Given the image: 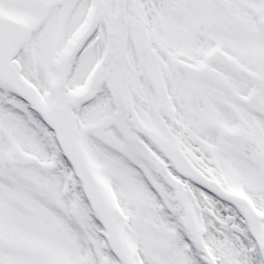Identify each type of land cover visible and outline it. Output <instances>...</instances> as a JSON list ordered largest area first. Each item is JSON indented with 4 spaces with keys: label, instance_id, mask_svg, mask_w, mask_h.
Listing matches in <instances>:
<instances>
[{
    "label": "snow or ice",
    "instance_id": "1",
    "mask_svg": "<svg viewBox=\"0 0 264 264\" xmlns=\"http://www.w3.org/2000/svg\"><path fill=\"white\" fill-rule=\"evenodd\" d=\"M0 264H264V0H0Z\"/></svg>",
    "mask_w": 264,
    "mask_h": 264
}]
</instances>
